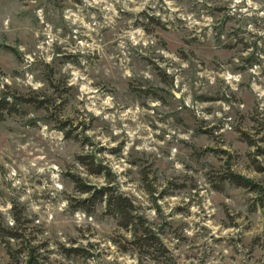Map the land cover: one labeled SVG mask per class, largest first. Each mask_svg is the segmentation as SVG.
<instances>
[{"label":"rangeland","instance_id":"obj_1","mask_svg":"<svg viewBox=\"0 0 264 264\" xmlns=\"http://www.w3.org/2000/svg\"><path fill=\"white\" fill-rule=\"evenodd\" d=\"M1 92L0 264H264V0H0Z\"/></svg>","mask_w":264,"mask_h":264},{"label":"trees","instance_id":"obj_2","mask_svg":"<svg viewBox=\"0 0 264 264\" xmlns=\"http://www.w3.org/2000/svg\"><path fill=\"white\" fill-rule=\"evenodd\" d=\"M45 103V101H38V99L35 98L28 99L19 94H9L1 92L0 122L3 121L7 115L17 114L20 110V106L22 105L35 106L37 104L39 108H43L45 106ZM92 173L96 175L105 174L106 168L99 166L98 169L92 171ZM73 180L79 192L89 195L88 199H85L81 202L83 205L91 203V206H95L96 203L104 202L106 205V212H108L118 220L120 227L126 230L130 229V232L134 236L133 240L130 243L135 246V249L136 251L138 250V253H140L141 248L146 246L149 249L154 247L155 249H157L158 246H162L159 238L155 236L152 230L148 227H145V221L143 220L142 216L139 215L134 206V203L129 197L114 192V189H112V187H103L97 189L94 186L80 183L77 177H73ZM224 180L238 187H243L248 190L258 192V194L263 196L262 198L264 200V187L258 186L251 179L245 178L244 176L229 171ZM84 209L88 210L87 208ZM11 238L14 239L16 238V236L11 235ZM72 251L79 252L76 249ZM26 264H33L32 257L26 262Z\"/></svg>","mask_w":264,"mask_h":264}]
</instances>
